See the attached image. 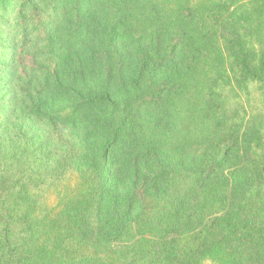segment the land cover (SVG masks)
I'll list each match as a JSON object with an SVG mask.
<instances>
[{"label":"trees","instance_id":"obj_1","mask_svg":"<svg viewBox=\"0 0 264 264\" xmlns=\"http://www.w3.org/2000/svg\"><path fill=\"white\" fill-rule=\"evenodd\" d=\"M70 26L60 44L55 34ZM0 28L2 47L44 56L17 61L44 81L23 109L66 147L54 177L0 163V264H264V0H0ZM64 49L98 61L95 84L78 93L73 114H47L42 100ZM171 95L188 114L169 123L194 133L173 150L199 159L204 188L189 214L162 197L173 188L160 162L168 121L143 119L166 111ZM76 163L79 181L50 211L42 199Z\"/></svg>","mask_w":264,"mask_h":264},{"label":"rangeland","instance_id":"obj_2","mask_svg":"<svg viewBox=\"0 0 264 264\" xmlns=\"http://www.w3.org/2000/svg\"><path fill=\"white\" fill-rule=\"evenodd\" d=\"M72 29V26H70L68 29L59 30L55 34V39L59 38L61 40H59V43L63 41L65 45L69 40ZM2 33H4L3 36L8 34V32ZM88 46L91 45L89 44ZM89 53L79 55L78 58L69 56L65 49L60 53L63 59V64H61L63 70L61 69L62 73L60 72L57 83L53 77H50L48 80L49 91L42 100V110L45 113L57 114L60 112V114H73L71 113L72 108L80 99L78 93L84 92L83 90L92 89L91 87L95 84V80L90 76V72L93 70V67L94 70L98 67V61L91 63L88 60ZM9 56L16 62L14 67L10 70H5L3 66L0 67V150L2 154L0 156V163L23 166L34 174L54 177L55 174L51 170L56 166L60 153H63L66 147L57 143L50 136V129L46 125L26 115L24 112V104H30V102L36 100L37 92L44 81L39 71L17 62L20 59L33 58L36 62L45 63L44 56L36 50L21 53L9 46L2 47L0 45V60H4ZM85 72L87 76L89 74L88 82L85 83L86 80H84L85 84H80V87L86 88L80 89L79 78ZM164 76L173 82L176 78L174 77L175 69L169 66ZM175 89H172L171 94ZM29 95L33 99L30 100ZM167 100L169 106L166 111H154L149 113L153 114L151 117L148 116L143 119L147 120L149 118L148 120H150L155 114H159V118L156 120L163 119L168 121L165 125L163 123L159 124V144L163 145L166 150L165 157L160 162L161 164L168 165V176L170 182L173 184V188L170 189L169 195L167 194L162 197L169 200V208L167 210L171 211L175 210L176 207H183L187 209L182 211L185 214H189L195 210V207L204 198V188H201L197 184L199 159L192 153L177 157L173 149L175 148V144L181 142L184 138L192 139L194 133L191 130V123H187V126L183 127L174 125V122L169 123V120H173V117H175L174 114H188L186 111L187 103H185L183 109L175 95H171ZM252 100L254 103H257L255 92L252 94ZM112 112V108L108 110V113L112 114ZM140 125L145 136L152 134L149 124L144 121ZM63 126H65V130L70 129V124L62 122L60 130H62ZM75 166L65 170L61 175V183L58 187L50 191L42 199L44 207L50 211H57L63 208L68 200L67 197L71 194V190L74 188L76 182L79 181L82 169L79 163H76ZM40 207L35 205L34 212L39 210ZM204 264L212 263L205 262Z\"/></svg>","mask_w":264,"mask_h":264}]
</instances>
